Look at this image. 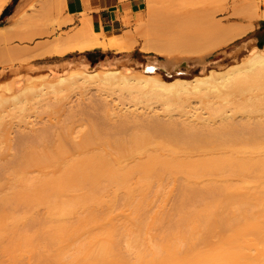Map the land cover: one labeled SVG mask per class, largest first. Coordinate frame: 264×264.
Here are the masks:
<instances>
[{"label":"bare ground","instance_id":"6f19581e","mask_svg":"<svg viewBox=\"0 0 264 264\" xmlns=\"http://www.w3.org/2000/svg\"><path fill=\"white\" fill-rule=\"evenodd\" d=\"M7 1L0 0V13ZM208 2L211 1L145 0V14L136 15L134 19L136 32L107 36L95 31L84 16L78 21L79 27L39 44L34 50L20 48V51L10 49L3 53L4 58L18 60L94 49L128 52L133 50L145 29L151 38L145 36L140 50L153 53L157 59L143 65L139 72L128 67L129 75L122 74V67L99 71L82 65V70L67 67L65 74L49 70L41 77L17 85L9 97L0 100V177L4 180L0 178L3 182L0 191L1 187L9 189L0 193V257H3L0 264H7L4 255L8 251L33 257L40 252L51 260H63V264H264V94H247L245 86L255 81L264 82V41L259 42L252 55L251 67L238 75L230 71L229 75L224 72L225 76L219 75L213 69L204 74L208 61L203 55L207 50L240 37L251 26H224L213 21L210 27L213 26L214 31L211 29V34L203 31V35H208L204 38L197 29V21L198 17L208 15L205 9ZM256 13L255 17L251 15L254 20H264V11ZM7 18L13 23V15ZM67 21L63 17L56 22L63 26ZM9 27L0 25L2 44L12 37ZM176 53H201V58L190 54V58L182 55L178 58L174 56ZM180 60L185 62V71L190 61L201 64L199 74L191 76V80L176 78L168 82L169 75H179L182 71ZM227 70L224 71L228 74ZM221 75L227 77L221 80ZM93 82L104 88L103 91L115 83L120 84L127 90L125 95L130 102H139L141 98L145 102L155 100L166 109L175 105L174 112L166 113L167 118L161 113L143 116L141 112H132L136 103L131 112L128 109V113L115 111V115L111 109L97 117V112L83 108L94 109L92 104L80 110V106L78 110L65 106L70 92ZM62 90L70 94L64 95ZM43 96H47V100ZM49 96L54 98L48 99ZM191 100L198 102V107L195 104L194 107L196 111L200 108L199 112L193 105L190 107ZM10 102L20 105L17 122L25 123L26 118L37 114L35 109L40 108L42 113L48 114L45 115L49 124L42 122L43 126L38 129V126L29 127L11 137V128L18 124L3 120ZM30 103V109L24 107ZM102 110L100 108L99 112ZM93 112L97 115L91 119ZM172 113L178 118L174 119ZM45 115L39 112L37 116ZM149 192L162 195V200L167 198H163L165 193L169 199L173 195L170 192L177 193L178 197H174L177 201L171 205L173 209L168 205L171 213L164 212L167 208L157 195L160 198L156 199L162 202L155 203L156 209L158 206L163 212L152 216L149 210L152 217H143L151 202L147 200ZM154 198L150 200L156 202ZM38 207H44L45 214L36 222L54 233L50 238L56 245L78 234L79 227L88 224L101 225L98 233L122 236L128 244L121 249L108 240L95 243L93 236L78 245L45 249L42 244L48 240L32 239L24 228L29 217L37 215L31 211ZM116 207L128 211V217L120 225H130L135 230L114 229L117 221L111 213ZM19 210L20 213L8 215ZM156 226L160 227L159 231H155L153 237L148 236ZM214 238H219L218 245L210 248L196 245L200 240L208 243ZM129 257L132 261H127Z\"/></svg>","mask_w":264,"mask_h":264},{"label":"rangeland","instance_id":"374dc122","mask_svg":"<svg viewBox=\"0 0 264 264\" xmlns=\"http://www.w3.org/2000/svg\"><path fill=\"white\" fill-rule=\"evenodd\" d=\"M57 1H58V3H57ZM60 1L62 2V0H55V1L54 0H8L7 3L4 5L2 12L0 13V25H6L8 27L10 26L8 29H10V31L12 32V37H11V39L9 38L8 41L6 40L5 43L3 42L4 44H2V42L0 43V72L3 73V75H2V73H0V75H2V76H0V100L3 98L9 97L11 90H15L17 85H20V84L23 85L24 83H26L27 79L41 77L50 71H57V72H60V74H61V72H63L65 74L67 72V67H70V70H82V65H86V66L88 65L91 68H93V70L96 69L99 71L104 70V69H109V68L110 69H112V68L117 69V68L122 67V74H124V75L128 74L129 75V73L126 72V69L128 67H131V70H133V68H135V69H137L136 71L139 72V68H141L143 65L147 64L151 60L157 59V57L153 53H144L140 50L141 45L143 44V39L145 40L147 38V37L145 38V36H148L149 38H151L150 33L147 34L148 32L147 31L144 32L145 29L144 30L142 29L144 27L141 28L143 30V32L141 30V32H142L141 36L142 37L137 38L138 41L136 40L135 47L133 48V50H130L128 52H118V51L109 50V49H94V50L85 51V52H72V53H68L64 56H46V57H38V58L34 57L35 59L34 58H32V59L28 58L29 60L28 59L11 60V59L4 58L3 53L6 50H10V49L19 50L21 48L20 50L31 51V50H34V48L36 46H38L39 44L50 42L51 40H53L55 37L59 36L60 34L62 35V34L67 32V31H64V32L59 31V28H58L59 26L57 24L58 22H56V21H59V19L57 17L61 13ZM210 1L211 2H208L209 4H206V6H205V9L207 10V13H208V15H206L207 18L205 16L202 18L203 20L205 18L207 20L200 21L202 19H201V17H198V21H197V25H198L197 29H198V31H200L202 36H205V35H203L204 32H206V34L208 32L211 34L212 33L211 29L214 31L213 26L212 27H210V26L212 24H214L215 22H217L218 24L220 23L221 25H224V26L230 25V24H235V25H237V24H239V25L240 24H242V25L249 24L251 26L249 27L250 29L248 31H246L244 34H242L240 37L234 38V39L228 41L227 44H225L221 47L213 48L211 51L207 50L210 54L209 56L207 55L208 54L207 51H204V52H207L206 55H203L204 53L202 52V55L208 61V65L205 66L206 69L203 71V73L207 75L208 71L210 69L211 70L213 69L212 71H215V73L219 72L218 73L219 75H220V73H222V75H224V76H225V74L229 75V71L231 72L230 74H232V75H238L240 71H245L251 67L252 62L250 59H251L252 55L254 54V52L256 51V48H258L259 42L263 43V41H264V28H262L261 30H256L257 25L261 24V19L255 18V20H254V18H253V17H255L256 12H257L256 14H258V13L260 14L264 11V0H243V1L242 0H223V1L222 0H215V2H213L214 0H210ZM142 2H143V4L141 6V11L138 12L136 15L143 16L145 14V9H146L145 0H142ZM243 2H245L247 4H245ZM250 2L252 3V5ZM156 3H155V5H156ZM248 3H249V5H248ZM245 5H248V6H245ZM158 6H160V5L158 4ZM250 6H251V8H250ZM206 7H208V8H206ZM223 7H225V10ZM209 8L212 9L213 11L210 10ZM243 8H245V9H243ZM246 8L250 9V11L248 12V9H246ZM180 10L182 11V9H180ZM239 10H240V12H239ZM16 11H17V13H16ZM244 12H246V13H244ZM178 13H179V11H178ZM241 13H242V15H241ZM231 14H233L232 18H230ZM234 14L237 16V18H236V16H234ZM239 14H240V16H239ZM245 14H247L246 18H245ZM11 15H13V23H12V21L11 22L7 21V19H8L7 17L11 16ZM251 15H253V17ZM241 16L243 18H239ZM251 17L253 18L252 20H251ZM199 18H200V20H199ZM222 19H224V20H222ZM242 19H244V20H242ZM213 21H215V22L212 23ZM203 22H205V23H203ZM136 28H137V24L135 22H133V24H131V26L128 27V30H126V31H130L133 33V32H136ZM69 31H71V29L68 30V32ZM42 33H44V34H42ZM216 35H218V34L216 33ZM207 36H205L204 38H206ZM191 52H196V51H191ZM189 54L192 57L197 56V57L201 58V53H200V55L198 53H197L198 55H196V53H189ZM189 54L186 53V55H185V53H181V54L176 53L174 56H177L178 58H182V57H189L190 58ZM179 55H180V57H179ZM181 55H182V57H181ZM206 56H208V57L206 58ZM180 61H179V64H180L179 68L182 71L180 72L179 75H173V74L169 75L168 82H173L174 80H176V78L177 79L181 78L183 80H186V79L191 80L190 79L191 76H192L191 78H193V76H196L199 74V71H200L199 67H201L200 66L201 64H199V63L195 64V62H193V61L188 62V64H190V66L188 67V70H186L188 73L187 74L186 71L184 70L185 62L184 61L180 62ZM69 62H71L72 64L68 65ZM217 65H219V66L217 67ZM55 66H57V67H55ZM226 68L228 69L227 70L228 74L225 72ZM206 70H207V72H206ZM136 71L134 72V74L136 73L138 75V72H136ZM204 74H202V76H205ZM222 75L220 77H222ZM232 75H230V77ZM226 77H224V78L222 77L221 80L222 79L224 80ZM228 78H229V76H228ZM218 79H220V78H218ZM218 81H220V80H218ZM97 85L98 84L94 83V82L90 83V84H83L82 85L83 87L79 86L80 88L79 87H78V89L75 88L73 90L74 92L73 91L70 92L72 94H70L69 92L67 93V91H66V93L70 94V95L65 94V92H64L65 90H62V92H64L63 94L68 96L67 97L68 104L65 101L66 102L65 106H68L67 108H71L72 110L73 109L78 110V106H80L79 107V110H80L83 106H86L89 104H92V106L98 107V109L95 107H94V109L91 108L92 110L89 107H86V109H85V107H83L84 110H87L88 112L92 113V111H95L98 113V115H97V113L93 112L94 115L93 114L91 115V119L93 117L95 118L96 115L98 117L99 115H101V113H102V115H104V111L110 112L111 109L114 110V111H112V113L113 112L115 113V111H116L118 114L120 111L122 113L131 112L136 103H137L136 108L134 107V111H132V112L137 113V114H140V112H141V114L143 116H149L152 114L154 115V114H158V113L160 114L161 113V115H163L164 118H167L168 115H166V113H169L170 111L172 112V110L174 112V106L175 105L170 106L171 109H166L162 104H160L161 102L155 101L154 99H153L154 101L146 100V102L142 98L140 99L139 102L131 99L132 101L130 102L128 100L130 98L127 99V96H126L128 94V93H126L127 90L124 87H121L120 84L115 83V84L111 85V87L113 86V88L107 87V88H109V90L105 88L104 91H103L104 88L103 89L101 87L99 88ZM245 86L247 89V91H246L247 94H251V95L264 94V82L255 81L253 83L246 84ZM122 88H124V89H122ZM112 89H114V90H112ZM116 89H118V90H116ZM106 90H108V91H106ZM110 91H112V92H110ZM62 92H61V94H62ZM104 92H106V93H104ZM110 93L114 94V96L117 94L119 97L117 95L114 97ZM125 93H126V95H125ZM101 94H103L105 97L103 95L101 96ZM119 94H121L123 96V98L124 97L125 98L123 99ZM45 95L48 96V93H46ZM50 95L53 96L52 93ZM79 95H81V97ZM106 95H109V96H106ZM136 95L137 94H135V95L133 94L132 96H136ZM47 96H43L42 98L45 97L44 99L47 100V98H46ZM50 97L51 96H49L48 99H50ZM53 98L54 97H51V100ZM101 98H102V100H104L103 98H105V100H106L105 103L101 100ZM82 99H83V105L81 104ZM115 100L118 102H116ZM127 100L129 102L128 106H127V103H128ZM133 101L135 102L134 104H132ZM191 101L192 102L190 103V107H192V105H193V107L195 105H196V107H198V105H197L198 102L194 103L193 100H191ZM32 102L33 101H31V103ZM69 102L70 103L72 102V103L70 104ZM85 102H87V103H85ZM99 102H102V104ZM148 102H151V103H148ZM156 102H158V103H156ZM25 103H26V101H25ZM31 103L29 104L30 106L27 105L28 103L26 105L24 104L25 105L24 107L27 106L26 108L30 109ZM77 103H78V105H77ZM103 104L105 105L106 108L104 107ZM130 104H131V106H129ZM138 104L140 105V107ZM141 104H142V106H141ZM149 105L151 107H148ZM115 106H117V109ZM35 107H37V105ZM144 107H148V108H144ZM188 107L186 109H188ZM199 107H201V106H199ZM33 108H31L32 111H33ZM100 108H101V110L103 109L102 110L103 112H99ZM19 109H20V105L18 103L15 104L13 102L11 104V102H10V106L6 109L5 115L3 116L4 117L3 120H5L6 122H10V123L12 122L16 125L18 124L14 128H11V130H12L11 137L15 136L17 131H19V130L24 129V131L25 130L27 131L30 129L29 127H34L36 129L37 126H38L37 129H38L45 124L44 122H46L47 125L49 124L48 123L49 121L46 118V116L48 114L46 112L42 113L41 112L42 109H40V108H38V110L35 109L37 111V114L36 113H32V115L30 114V117L28 118V120L26 118L25 123L17 122L20 119L19 118L20 117ZM127 109H128V112H127ZM175 109H176V107H175ZM197 109L198 110L196 111L195 107H194V110L196 112H199L200 108H197ZM191 110H193V109H191ZM191 110H189V111H191ZM194 110H193V112H195ZM39 112L41 113V115H45V114H47V115L41 116V117L37 116V115H39ZM162 112H164V113H162ZM228 112H230V111H228ZM117 113H115V115ZM189 114L190 113H188V115ZM228 114H230V113H228ZM177 116L178 115H175V114L172 115V117L174 119L178 118ZM235 117L237 120L240 119L239 115H235ZM113 118H115L114 115H113ZM1 121L2 120H0V124H1ZM27 121L30 123H28ZM39 121H41V122H39ZM42 122H43V125H42ZM38 124H40V125H38ZM27 128H29V129H27ZM0 178L2 179V181H4L2 177H0ZM1 179H0V183L2 184L3 182H1ZM6 190L9 191V189H7V187H1L0 193H3V191H6ZM149 193H151V192H149ZM149 193H147V194L149 195ZM170 193L173 194L170 196L171 197L170 199L168 198L169 197L168 193L167 194L165 193L166 195L164 194L163 198L167 197V198H164L166 200H162V195L157 194L158 196L160 195L161 198L160 197L159 198L162 201H164L163 206H165V209L167 208L169 210L168 211L166 209V210H164V212L166 211L168 213H171L170 209H173L172 206H174L175 205L174 202L177 201L174 197H178L177 193H174V192H170ZM152 194H153V192L150 195L152 197L154 196L155 197V198L153 197L154 199H156V197L158 198V196L155 193L153 195ZM150 195H149V198L147 197L148 198L147 200L154 203L155 206L153 204H151V202H150V204H148V206H147L148 209L145 210V212H147V213H144L143 217L147 216L148 218H151L152 216H154V214H156V212L158 213L161 211L160 209H158V206L156 209L155 203L160 204V202H162V201L160 200V202H159V200H158L159 198H158V199H156V202H154V200L153 201L150 200V199H153V198H151ZM152 205L155 207V209ZM168 205H170V207H172V208H170ZM149 210H150V212L152 211V213H151V214H153L152 216H150V212H148ZM156 210H158V211H156ZM44 211H45L44 207L43 208L38 207L37 209L32 210L31 213H33L34 215L37 214V215H35L36 218L35 217H29L30 221L25 224L26 226L24 228H27L28 234H30L32 236V239H35V240L47 239L48 243L42 244L45 249L49 250L52 247H57V246H61L64 248L67 245H70V246L78 245L80 243L88 242V238L89 237L92 238L93 236H95V239L93 240V242H95V243H102L103 241L108 240L110 244H114L116 247H120L121 249H122V247L125 248L126 244H128L127 239L122 237V236H119V235L109 236L107 234L98 233L99 230L102 228L101 225H90V224H88V225H83V226L79 227L80 232L78 234H76V235H74L68 239H64L61 242V245H60V243H59V245H56L55 242H52L51 241L52 239L50 238V236L53 235L54 233H51L50 230L46 229L45 226L36 222V219H40L43 217V215L45 214ZM20 212H21L20 210L19 211H13V212L8 213V215H10L11 213L16 214V213H20ZM153 212H155V213H153ZM161 212H163V210ZM111 214L116 218L115 220L117 221V222L115 221L116 227H114V229L121 230V229L125 228L127 230H135V227H133V226H130V225L121 226L120 225L121 221L128 217V211L121 210V209L116 207V209L114 211H112ZM38 216H39V218H38ZM33 220H35V221H33ZM145 221H148V220L146 219ZM158 228H160V227H157V226L154 227V229L150 231V233H149L150 235L148 234V236L153 237V235L156 234L155 231H159ZM217 239H219V238L211 239V240H209L208 243H203V241L200 240L196 243V245L199 248H210L214 245L219 244V243H217V241H218ZM8 241H10V240L8 239ZM33 244L35 245V243H33ZM232 244L237 245V246L244 245V243H232ZM254 244H258V243H254ZM10 245H11V243H10ZM126 253H128L129 255H131V254L134 255V252L132 253V251H131V254H130V252H126ZM126 253H125V256H126ZM129 255H127V257ZM39 256H42V258H39ZM131 257H129V260H127L126 258H124V259H126L127 261H130ZM2 258L3 257H0V263L2 261ZM132 258H133L132 260H134L135 255ZM4 259L6 260L7 264H10V263L11 264H63V260H60V261L51 260L49 257L43 255L40 252L37 253L36 257H33L32 254H26L23 256H18L15 251L10 252V253L8 251V254L4 255Z\"/></svg>","mask_w":264,"mask_h":264},{"label":"crops","instance_id":"0c3cea01","mask_svg":"<svg viewBox=\"0 0 264 264\" xmlns=\"http://www.w3.org/2000/svg\"><path fill=\"white\" fill-rule=\"evenodd\" d=\"M62 2V12L57 18L64 17L69 21L59 26V31L64 32L79 27L81 24L78 21L85 16L88 21L90 20L95 31L107 36L119 35L128 30L143 4L142 0H62ZM262 28H264L263 19L256 30Z\"/></svg>","mask_w":264,"mask_h":264}]
</instances>
